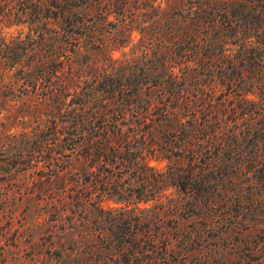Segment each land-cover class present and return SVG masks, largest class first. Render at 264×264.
Listing matches in <instances>:
<instances>
[{
    "label": "rangeland",
    "instance_id": "374dc122",
    "mask_svg": "<svg viewBox=\"0 0 264 264\" xmlns=\"http://www.w3.org/2000/svg\"><path fill=\"white\" fill-rule=\"evenodd\" d=\"M18 5L0 0V264L118 263L135 252L121 246L131 238L122 219L144 208L166 222L170 241L169 253L137 251L145 263L264 264V0H126L124 15L110 17L111 26L103 23L109 12L101 4L96 32L82 30L76 45L64 36L69 44L63 42L57 26L31 24L29 11ZM214 11L220 16H212ZM194 30L205 31L204 51L175 64V72L191 106L196 98L213 100L223 122L186 118L193 126L179 138L160 127L152 135L136 132L132 149L155 168L148 172L150 182L106 174L85 157V141L71 128L98 102L83 82L93 84L92 66L101 67L104 54L113 51L123 77L151 88L154 72L143 76L137 68L157 69L161 50L169 57L164 46ZM49 59L61 62L63 80L72 77L71 92L60 99L64 109L37 83L41 62ZM187 60L199 69V80L197 69L181 64ZM216 62L225 69L210 68ZM152 89L139 101L160 97ZM213 131L216 149L201 156L212 163L210 173L202 177L197 171L186 192L157 181V172H167V155H178L185 142L201 151ZM96 174L103 179L99 184Z\"/></svg>",
    "mask_w": 264,
    "mask_h": 264
},
{
    "label": "trees",
    "instance_id": "16d2710c",
    "mask_svg": "<svg viewBox=\"0 0 264 264\" xmlns=\"http://www.w3.org/2000/svg\"><path fill=\"white\" fill-rule=\"evenodd\" d=\"M101 1L87 0L84 3L83 0H37L36 2L18 0V6L21 5L22 8L25 7L29 11L31 24H34V20H37L40 23L46 21L47 25L57 26L59 30L55 33L65 42L66 40L62 36L70 40L74 39L75 36L82 35L81 32L84 29L86 31L90 30L91 33L96 32V27L99 25L96 19L99 14L95 12L101 4H104L105 9L109 12L103 22L106 25H112L110 17L116 18L117 15H124L126 0ZM82 5L85 7H82ZM216 15L217 12L214 11L212 16ZM226 16L228 17V14ZM39 19L42 20L39 21ZM93 23L95 26H92ZM206 29L207 27L204 28V30ZM140 30L144 32L143 29ZM194 32L189 37H181L176 39L173 44L164 46L169 57L164 58V53L161 50L157 56L159 59H156L157 69L148 67V65L147 68H137V73L142 72L143 76L146 75L145 70L154 72L156 80L152 82L151 88L147 87L148 85L143 86V81H136L135 86L123 77L122 75L125 74V70L122 69L123 63L114 58L113 51L104 54L105 58L102 60L101 67L92 66L94 71L89 77L93 84L88 79L83 82L85 85L92 86L91 88L87 86V89L94 91L92 93L98 102L93 106V110L85 115L86 117L82 115L78 121H74L71 128L75 132L80 131V140L85 141V157L92 162H98L100 164L99 168L106 174L120 175L121 179L126 175H135L145 183L150 182L148 172L154 171L155 168L150 166L147 159L137 155L132 149L134 147L131 144L137 139L136 132L146 131L149 135H152L160 127L168 137L179 138L184 134L185 128L193 126L191 121H184L186 118L201 117L212 125H219L223 122L224 117L215 108L213 100L204 97L196 98V95H194L196 103L193 107L191 106L189 101L193 99L183 93L185 83L179 80L180 76L175 72V64L190 58L192 53L204 51L205 31H201L199 34L197 30H194ZM131 36L132 34H130L128 40H131ZM65 43L76 45L78 42L74 39V42ZM62 49L63 47L60 45L59 50ZM58 55L59 58L64 56L63 51H58ZM141 55H144L145 58L149 56L146 50H141ZM149 61V59L146 60V62ZM190 63L192 61L187 60L181 64H187V69L196 70L197 68L191 66ZM41 64L43 69L41 77L37 81V83H40L39 89L49 90L51 93L50 99H58L61 109H64L66 103L60 99L64 93L71 92L72 87L69 80H72V77L63 80L65 73L60 71L61 62H54L49 59L47 62H41ZM193 64L198 66L197 63ZM211 64L210 68H214L216 71L225 69L222 63ZM199 67L201 66L199 65ZM69 69L70 76L75 75L74 68L70 67ZM207 71L209 69L204 72ZM196 72L195 79L199 80L201 73L199 69ZM231 86H233L232 81L228 83V88L230 89ZM153 87H157L160 97L153 100L144 99L140 102L139 99H142V95H147V92L151 95L154 93ZM37 88L38 84H36ZM100 88L102 90H99ZM85 92L82 90L79 94L78 92L76 94L81 96ZM43 94L47 95L46 92H43ZM101 97H105V99L102 98L103 101H101ZM218 129L220 128L218 127ZM216 136L217 134L213 131L205 139L206 145L201 151L194 147L192 149L185 142V145L179 149L178 155H175L174 152L167 155L165 157L168 161L167 172H157V181L166 184L167 187H179L185 192L188 191L195 180L197 171L202 177L212 171V163L206 162L201 156L206 155L207 157L213 154L216 148L213 146L212 141ZM189 152L192 154L190 157L188 156ZM173 156L175 159H173ZM187 159L189 162L185 166L182 161ZM141 160H144V162ZM96 175L98 179L95 180V184H99L103 179H101V175ZM104 177L107 181L111 180L108 175ZM207 182L210 183L209 180ZM107 183L110 184L111 182ZM102 185L103 190L107 192L108 185L106 183H102ZM148 212L149 210L144 208L141 209L139 216L129 212L125 214V218L122 220L125 221V230L130 233L131 238L130 240H124L121 246H123V250L132 251L134 249L135 252L129 253L131 257L122 261L119 260L118 263L112 259L111 264H158L157 262L145 263L136 255L137 251L142 254L143 250L148 248L155 251L163 249L165 253H169L170 241L166 237L163 225L166 222L155 214L150 217Z\"/></svg>",
    "mask_w": 264,
    "mask_h": 264
}]
</instances>
